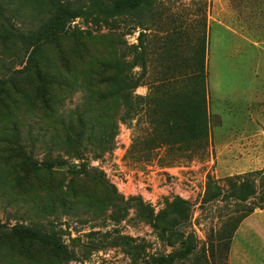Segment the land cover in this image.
Returning a JSON list of instances; mask_svg holds the SVG:
<instances>
[{
  "label": "rangeland",
  "instance_id": "1",
  "mask_svg": "<svg viewBox=\"0 0 264 264\" xmlns=\"http://www.w3.org/2000/svg\"><path fill=\"white\" fill-rule=\"evenodd\" d=\"M54 1L67 0H0V264H59L49 247L20 239L14 227L55 233L69 259L60 264H147L180 245L176 232L195 244L184 264H227L235 220L264 206V0H159L141 24L91 8L56 44L31 46L27 37L52 18ZM202 37L204 101L178 76ZM143 50L131 92L87 86L84 68L131 62ZM34 59L62 81L49 88L48 109L36 98L34 71L19 73ZM80 116L86 136L65 140L63 124L77 130ZM15 132L29 161L14 150ZM48 160L61 165H30ZM251 172L256 192L243 205L202 204L208 177L223 185ZM175 197L190 205L181 226L139 211L138 199L154 219Z\"/></svg>",
  "mask_w": 264,
  "mask_h": 264
},
{
  "label": "trees",
  "instance_id": "2",
  "mask_svg": "<svg viewBox=\"0 0 264 264\" xmlns=\"http://www.w3.org/2000/svg\"><path fill=\"white\" fill-rule=\"evenodd\" d=\"M159 0H91L89 5L80 4L77 1H65L64 3H58L56 1L52 2V7L54 13H52V18L43 22L36 31H33L27 40L30 42L31 46L37 47L39 42H53L56 44L60 35L64 34V29L70 21L75 18L81 17L88 9H94L98 16L112 19L124 16H131L135 18L138 24L144 21L146 16H152L156 4ZM143 37V32L139 33V41ZM169 38V37H168ZM202 42L195 48L190 60L192 64L189 66H183L179 70V82L182 86L185 85L187 81H190V85L194 90V94L200 95L202 100L205 99V89L204 84L206 80L205 71V48H204V38H201ZM140 46H138L139 48ZM144 55V50L135 54L131 62H127L123 59H107L99 60L95 62V68H84L82 75H86L85 79L87 81V86H100L102 84H107L109 89L114 94H120L124 90H130V92L139 86L141 73L135 76L131 71L134 67L140 66L142 68V56ZM179 61L183 58H177ZM62 61L66 64V59L62 58ZM32 67L25 66L19 73L26 72L29 68L34 71L35 79L37 81L36 86V98L41 102L42 107H46L47 98L49 94V88L52 86L62 85V81H59L56 75H48L42 69V60L34 59L32 62ZM85 120L82 116L79 117L77 130L72 129L68 124H63L65 130V140H70V136L75 139H81V137L86 136L87 127L84 124ZM16 133V132H15ZM15 137V151L18 156L25 161H29L26 157L20 143V135L16 133ZM95 137V128L91 127L89 132V138ZM139 138H135V144L139 142ZM97 153L105 151L104 146L98 145ZM34 171L39 169H50L54 165H61V162L55 161H42L41 163L30 164ZM254 173L238 174L224 178L223 185H220L218 181L212 177L207 178L205 195L202 200V204H211L219 201H231L236 205H243L249 198L254 197L255 181L252 178ZM263 199V198H262ZM54 201H50V206L53 207ZM138 208L140 213L146 214V219L148 221L159 220H171L172 225L181 226L182 223L189 218L190 215V205L189 202L175 197L172 201L165 203V207L160 210L154 219H152V210L150 207L144 205L142 201L138 199ZM254 208L243 212V215L239 216L235 221L237 222L234 227L231 236L227 244V264H228V249L230 245V240L235 232L239 223L250 213L253 212ZM259 209H264V206L259 207ZM165 222V221H163ZM11 233L18 236L20 239L27 240L29 242L41 243L51 250L55 255V259L58 258L57 263L67 261V255L64 247L60 243V238L55 233H40L35 228L30 227H14L10 229ZM163 231L166 228H161L160 237L163 235ZM3 227L0 226V236H2ZM172 233H174L172 231ZM180 237V245L168 252L161 253L156 257H151L147 264H184L185 261L193 254L195 249V244L191 236H184L182 232H176ZM172 246V245H169ZM133 250V251H132ZM134 252V247L131 246V250ZM132 254V259L137 260V257ZM136 255V254H135ZM1 263V262H0ZM6 264V261L3 262ZM11 262L7 263L10 264ZM12 264V263H11Z\"/></svg>",
  "mask_w": 264,
  "mask_h": 264
},
{
  "label": "crops",
  "instance_id": "3",
  "mask_svg": "<svg viewBox=\"0 0 264 264\" xmlns=\"http://www.w3.org/2000/svg\"><path fill=\"white\" fill-rule=\"evenodd\" d=\"M228 264H264V209H256L237 226L230 240Z\"/></svg>",
  "mask_w": 264,
  "mask_h": 264
}]
</instances>
